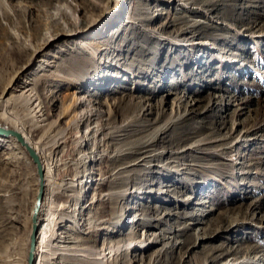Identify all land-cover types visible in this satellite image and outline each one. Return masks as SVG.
Wrapping results in <instances>:
<instances>
[{"label": "rangeland", "instance_id": "rangeland-1", "mask_svg": "<svg viewBox=\"0 0 264 264\" xmlns=\"http://www.w3.org/2000/svg\"><path fill=\"white\" fill-rule=\"evenodd\" d=\"M117 1L0 0V94L32 63L17 85L33 78V111L66 130L47 156L51 215L40 223L70 209L56 229L72 249L36 263L264 264V0H127L116 23L110 14L88 35L61 37ZM94 40L103 48L82 45ZM2 111L38 140L37 112ZM39 192L33 159L0 141V264H28ZM123 217L129 226L109 232ZM115 237L133 243L100 262Z\"/></svg>", "mask_w": 264, "mask_h": 264}, {"label": "bare ground", "instance_id": "bare-ground-1", "mask_svg": "<svg viewBox=\"0 0 264 264\" xmlns=\"http://www.w3.org/2000/svg\"><path fill=\"white\" fill-rule=\"evenodd\" d=\"M114 2V0H109V3ZM117 1V0H115ZM117 6L116 7H111L110 4L106 5L103 8V11L101 13V15L91 17L90 19H88L87 21H83L82 23L75 21L74 23H71L72 26L65 28L64 32L61 35L62 36H69V37H80V36H85L88 35L89 33H91L93 31V29L99 25L100 23L103 22L104 19L108 18V15L110 16L111 14V19L113 20V22L116 23L117 19H115L116 15H122V13L125 11V6L127 3V0H118L117 1ZM120 17V16H119ZM116 20V21H115ZM119 21V20H118ZM73 22V21H72ZM93 28V29H92ZM59 39V38H58ZM57 38L53 41L50 42V45L55 44ZM96 42V40L94 41H82V45L83 46H96V48H103L102 47V43L103 40H99L97 42L99 43H94ZM101 42V43H100ZM46 46H41L40 48H37L33 51V56H38V54H42L47 47ZM203 45V44H202ZM210 47V51L212 52H216L219 51L218 47H216L215 44H209ZM98 48V49H99ZM225 57V55H222V58ZM228 59V57H227ZM230 60V59H229ZM234 61V63H238V58H233L231 59V61ZM40 61L46 62V60L44 59H40ZM32 64V63H30ZM29 63H27L20 71L17 72V74L11 79V81L4 86L2 93L0 94V111L3 109H5L8 106H12L14 104H18L20 103L23 113H24V120L26 119L27 116H32V114H34L33 116H36V112L38 113V116L41 118L40 120L38 119L37 121H39V123L35 124L34 128L35 130L40 129L41 133L39 135L38 140H36L35 138L32 137V135L30 134V132L27 130L28 127V121H20L19 123H17L16 121L11 120L10 118L7 117L6 114L2 112H0V141L3 142H13L14 144L21 146L22 149L26 152V154L31 157V159H33V157L31 156L29 150H28V146L31 147L36 155L38 156L39 161L41 162L42 166H43V175L40 176L39 171H38V166L35 163L34 159V163L36 164L37 167V172H38V176H39V181H40V185L41 183H43V197H44V192H45V188L46 185L48 183H51L53 181V168H52V163H50L49 161H47V156H50L51 154H53V152L55 151V149L60 146L61 144H63L65 142V138H66V130H61L59 128H57L56 126H50L49 128L45 127L46 123L44 122L48 116V114H50V112H47L45 109H43V107H40L39 110L37 109V111H33L35 107H33L31 104H33V99L31 98L32 96H30V94H28L30 88L29 85L34 81L33 78L31 79H26L24 82H22L23 84L17 85L18 80H20V73H23L25 70H27L30 66ZM53 96V95H52ZM54 97V96H53ZM77 98L73 97L74 99H77L75 104H74V108L75 107H79L78 105L83 103L84 101V97L83 96H76ZM48 99V97H47ZM49 98L47 100V102H50ZM50 105V103H49ZM54 105V103L52 104ZM51 105V106H52ZM52 111V108H51ZM92 116L95 113H92V110L86 112L84 115ZM46 115V116H45ZM2 118H5V120H3ZM74 122H72L71 128L74 127ZM54 127V128H53ZM13 133L19 134L22 136V138L25 141V144H23L19 139L18 136H16V134L14 135ZM144 152V151H143ZM141 153V152H139ZM140 161H144L146 159V157L143 158H139ZM68 161H66V159L63 160L62 165L65 166L67 165ZM79 177H82L81 175L77 174L76 177H72V181L67 183V190L76 186L75 182H80ZM83 179V178H82ZM81 179V181H83ZM57 193L58 192H62V189H65L63 187L62 183H57ZM62 188V189H61ZM82 193V191H81ZM79 192V194H77V196H75L77 198V200L80 199L81 194ZM38 200V198H37ZM43 200V198H42ZM189 201V200H188ZM37 203V202H36ZM36 207V205H35ZM35 207L32 213V220L34 225H38V236H37V241H36V253H35V263L34 264H40V262L36 263V259H38V257L41 255L43 260L49 259V258H54L56 257L57 254H69L70 249H72V247H67L65 245H61L59 244V242H67L66 240L69 238L68 234H66V232H61L59 233L56 229V226H60V224L62 222H66V220H68L69 216H68V212L70 211V209L68 210L67 207H65V212L60 214L58 216V220L56 219V222H46V223H40L43 219H44V215L45 212L47 211L48 217L51 215V208H44V205L42 206V201H41V205L39 207V210L37 213H35ZM124 217L121 218L120 221H118L113 227L109 228V232L114 233V232H118L121 228H124V224H126V226H129V224L132 222L131 220H127L126 223H124ZM136 219H134V222ZM58 222V223H57ZM41 224V225H40ZM62 226V225H61ZM133 232H131L132 234ZM155 234V233H154ZM152 234V236L150 237L152 239L153 242H157L159 240V235H154ZM57 235V237H56ZM162 236V235H161ZM58 238V243L54 242L55 239ZM129 240H131L129 238ZM126 240L124 241L123 238H119L116 239L115 238H110V239H105L101 248H100V256L96 257V259H98L100 262H102L104 258H107V256H110L111 254H118V252H122L124 250V245H131L133 243V241H129ZM148 241V240H147ZM145 244V243H144ZM137 246V245H136ZM135 246V247H136ZM141 247V245H139ZM31 247V244H30ZM64 248V249H63ZM128 248V247H127ZM59 249H63V251H60ZM75 251L73 254L74 255H82L85 256L88 259H91V257L88 255V253H85V250L83 249H77V250H73Z\"/></svg>", "mask_w": 264, "mask_h": 264}, {"label": "water", "instance_id": "water-1", "mask_svg": "<svg viewBox=\"0 0 264 264\" xmlns=\"http://www.w3.org/2000/svg\"><path fill=\"white\" fill-rule=\"evenodd\" d=\"M13 134L15 135L16 133H13ZM16 136H18V139L23 144H25V141L21 135L16 134ZM28 150H29L31 156L33 157L35 163L38 166V171H39L40 176H42L43 175V166H42L41 162L39 161L38 156L36 155L35 151L29 146H28ZM42 198H43V183H41V185H40V192H39L38 200H37L36 207H35V213H37L39 210ZM37 236H38V225H34L33 232H32L31 237H30L31 238V247H30V251H29L28 264H34L35 263Z\"/></svg>", "mask_w": 264, "mask_h": 264}]
</instances>
